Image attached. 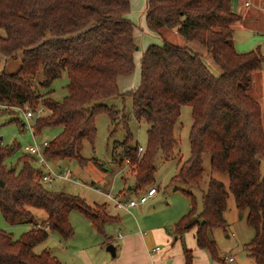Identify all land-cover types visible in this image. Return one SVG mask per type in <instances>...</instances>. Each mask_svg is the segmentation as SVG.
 I'll list each match as a JSON object with an SVG mask.
<instances>
[{
  "label": "trees",
  "instance_id": "obj_1",
  "mask_svg": "<svg viewBox=\"0 0 264 264\" xmlns=\"http://www.w3.org/2000/svg\"><path fill=\"white\" fill-rule=\"evenodd\" d=\"M230 1L147 0V28L152 32L176 28L184 39L199 42L219 74L207 69L199 52L163 40L142 51L139 85L120 92L117 79L132 74L137 46L135 26L126 18L129 0H0V54H21L15 71H0V115L25 105L42 106L45 112L34 120L33 134L60 127L47 140L43 154L83 162L80 152L84 141L94 140L95 116L104 112L113 119L117 113L99 101L127 95L133 117L147 125L142 152H137L138 145H128L130 133L122 141L135 189H141L152 184L157 154L173 155L174 125L180 106L188 105L189 155L177 160L171 181L197 185L201 156L207 152L210 169L227 175L228 184L226 188L210 177L199 213L191 194L182 190L191 197L192 206L173 224V233L194 228L196 245L210 258L221 260L209 232L226 226L223 213L229 191L252 229L246 255L253 264H264V176L259 169L264 130L260 106L248 92L251 73L263 66V51L235 50L231 24L240 16L231 10ZM63 73L68 79L66 94L55 100L50 86ZM91 101L98 102L87 106ZM14 149L13 144L0 145V213L10 224L32 225L16 239L0 230V264H62L48 251L34 253L32 247L43 242L49 231L69 238L73 231L68 214L73 209L105 235L104 225L117 217L107 214L104 204L89 207L79 196L47 188L31 154L18 157V167L8 165L6 159ZM32 208L43 210L45 217L34 221ZM183 255V264H192L191 251L184 248Z\"/></svg>",
  "mask_w": 264,
  "mask_h": 264
},
{
  "label": "rangeland",
  "instance_id": "obj_2",
  "mask_svg": "<svg viewBox=\"0 0 264 264\" xmlns=\"http://www.w3.org/2000/svg\"><path fill=\"white\" fill-rule=\"evenodd\" d=\"M236 0H231V9L235 12ZM147 0H132L129 11V19L134 23L137 35L135 43L137 49L135 52L141 53L142 47L149 43L160 44L163 40L179 46H187L193 51L200 53L201 60L207 69L214 75L219 74V69L212 62L206 52L205 47L197 41H188L184 39L176 28L163 27L158 32L146 31L147 26L144 17L142 25L140 18ZM262 27V32H256ZM142 26V27H141ZM233 39L235 40V50L242 51L246 49L247 38H259L260 43L264 40V16L260 18L255 16V20L248 22L247 18L242 17L231 24ZM248 30H256L247 35ZM253 33V34H252ZM248 36V37H247ZM148 39V42H141L142 39ZM146 43V44H145ZM136 53V54H137ZM21 54L16 52L14 57H9L5 64L4 71H15L20 63ZM133 72L130 75L128 86H137L141 82L140 65L134 61ZM68 79L63 73L60 77L54 79L51 83L52 93L50 96L55 100H60L65 94V85ZM255 84H250L248 92L251 96L261 101V118L264 128V91L259 90L262 94L255 92ZM98 101H91L87 106ZM99 102L108 107L114 108L116 116L111 119L107 113L101 112L95 116V136L92 144L84 141L80 156L84 158L83 162L75 159H48L53 170H57V165L67 167L71 170L74 181L54 179L46 183V187L54 191H64L66 193L79 196L84 203L93 207L98 204L105 205V211L109 215H118L119 220L116 222L106 223L103 227L105 237L98 233L90 221L80 211L73 209L68 214V220L72 228V235L67 239H62L56 232L49 231L46 239L32 247L34 253L46 250L51 256L59 260L60 257L69 258V264H104L115 263L117 256H112L106 250L108 245L118 244L119 234L124 235L128 232L147 231L150 228L161 226L166 234L174 237L173 224L186 214L191 206V197L194 200V211L199 213L201 210V195L206 189L207 181L210 177L219 180L227 188L228 177L212 171L209 167V154L204 152L202 159V177L197 185L185 184L181 181H171L172 176L177 171V160H185L189 155L188 132L191 124L190 107L188 105L180 106L178 119L174 125V136L177 139V145L174 148L173 155L169 158H162L157 154L154 160L155 172L153 181L150 186L157 190L155 194L142 203L141 211L130 209H112L113 199H130L136 198L149 186L135 189L133 174L130 167L126 165L123 154L122 141L126 133H130L128 140L129 146L145 145L146 128L144 122L137 121L132 115L131 100L127 95L106 97ZM23 116L20 111L0 115V145H14V151L7 157L6 162L10 166H15L18 157L25 152L23 146L32 144V136L27 128L22 126ZM60 127H46L39 133L34 134V139L38 143L42 140H50L55 136ZM120 159L122 160L119 163ZM35 166L40 168L37 161ZM18 167V165H16ZM259 169L264 176V157H259ZM131 187V188H129ZM186 191L191 197L182 192ZM136 209V208H135ZM34 215V221H40L45 217V212L38 208L31 209ZM95 210V209H94ZM243 213V217H238ZM239 213L235 206L232 194L228 191L226 199V209L223 213L226 221L224 228H213L209 235L214 238L218 255H231L240 261L244 260L246 254L244 241L245 234L251 231L245 222V211ZM31 223L20 222L10 224L5 221L0 213V230L10 233L12 238H18L22 233L31 227ZM66 258V259H67ZM66 262V260H63ZM71 261V262H70ZM67 263V262H66ZM228 262L227 264H233ZM68 264V263H67Z\"/></svg>",
  "mask_w": 264,
  "mask_h": 264
},
{
  "label": "crops",
  "instance_id": "obj_3",
  "mask_svg": "<svg viewBox=\"0 0 264 264\" xmlns=\"http://www.w3.org/2000/svg\"><path fill=\"white\" fill-rule=\"evenodd\" d=\"M248 1H249V5L244 6L243 0H236L235 6L234 5L232 6V8H235L233 9L235 10L234 13L240 16L239 19H242V17H245L247 18L248 22H250V21L255 20V16H259L260 18H263L264 12L261 10V7L264 5V0H248ZM129 2H130L129 4V11H130L132 0H129ZM145 10H146V6L143 9V13L140 18L141 25L143 22L142 18L144 17ZM128 15H129V12L126 14V18L130 20ZM259 24H260V27L258 28V30L257 31L254 30V31L262 32L261 22ZM245 29L248 31L247 35H250L252 30H248V28H245ZM146 31H148V33L152 32L148 28L146 29ZM254 31L252 32L255 33ZM136 35H137V32L135 30V36ZM145 41L149 43L148 39H145V38L142 39L141 42L143 43ZM233 41L235 45V40L233 39ZM147 45H144L142 47L140 54H138L137 52H134V61L136 62L138 61L139 63L142 51ZM255 47H259L261 51H264V40L263 42L261 41L260 43L259 38H254L251 36V38H247V45L246 47H244L246 49H241L242 51H238V52H244V51L253 49ZM8 59L9 57L0 54V71L4 70L5 64L7 63ZM128 77H130V75L125 76V77L123 76L118 77L117 87L120 92L127 91L135 87V85H133L132 87L128 86V83L130 81ZM250 84L252 85L255 84V88H256L255 92H257L258 94H259V90L264 91V66H262L260 69L253 71L251 73ZM258 96H259L258 98H260L262 94H259ZM257 102L261 109V104H260L261 101H257ZM261 121H262V118H261ZM141 205L142 203L139 204V206L136 209L134 208L133 210L141 211L142 210ZM112 216L117 217V219L113 222H116L119 220L118 215H112ZM243 216L244 215L242 213L238 217L241 218ZM118 235H119L118 239H120L119 247H118V244L113 245L115 256H117V260L115 261L114 264H183L184 263V255H183L184 248L191 251L192 264H227L228 262H234L233 264H253L252 259L248 257L246 254L243 255L244 260L240 262L238 259H236V257H232L231 255H223L221 260H215V259L210 258L206 250L199 248L196 245L195 237H194V228L184 231L182 234H179V235L174 234L173 238L170 235L166 234V232L162 229L161 226L150 228L146 232L139 231V229H137L133 232L130 231L124 235H121L118 233ZM244 235L245 236H244L243 243H246L249 241V239L252 236V229L251 231L249 230V232H247L246 234L244 232ZM103 237H105V235ZM155 246H158L159 249L152 250V248H154ZM229 257L232 258L231 261H228ZM66 258L60 257L59 261L62 264H67V263L69 264V261H68L69 258L67 259ZM64 259L66 260L67 263L63 261ZM104 264H113V263L106 262Z\"/></svg>",
  "mask_w": 264,
  "mask_h": 264
},
{
  "label": "built area",
  "instance_id": "obj_4",
  "mask_svg": "<svg viewBox=\"0 0 264 264\" xmlns=\"http://www.w3.org/2000/svg\"><path fill=\"white\" fill-rule=\"evenodd\" d=\"M243 5L247 6L249 5L248 0H243ZM261 10L264 12V5L261 7ZM263 56V66H264V51L262 52ZM21 115L23 116V124L27 128V130L30 132L32 136V144H27L23 146V151L31 154L35 157V160L37 161L38 165L41 167V176L40 179L43 183H49L53 181L54 179H60V180H66V181H74L73 175L71 170H69L67 167H61L60 165H57V170H53V168L50 165V162H48V157H46L42 149L47 144V140H42L40 142H36L34 139L33 134V122L34 120L44 114L45 110L42 106L37 105L36 107L32 108L28 105L23 106L22 108H17ZM142 147L138 146L137 152H142ZM126 165H129V160L125 159ZM156 188L154 186L148 187L146 190H144L142 193L138 194L136 198H130V199H113L112 203V209H123L125 211H129L130 209L137 208L139 204L144 203L148 198L152 197L155 192ZM119 236V235H118ZM159 247L155 246L152 248V250H158ZM232 258L229 257L228 261H231Z\"/></svg>",
  "mask_w": 264,
  "mask_h": 264
},
{
  "label": "water",
  "instance_id": "obj_5",
  "mask_svg": "<svg viewBox=\"0 0 264 264\" xmlns=\"http://www.w3.org/2000/svg\"><path fill=\"white\" fill-rule=\"evenodd\" d=\"M135 49H137V46L135 47ZM106 250H108L111 253L112 256L115 255L114 247L112 245H108L106 247Z\"/></svg>",
  "mask_w": 264,
  "mask_h": 264
}]
</instances>
